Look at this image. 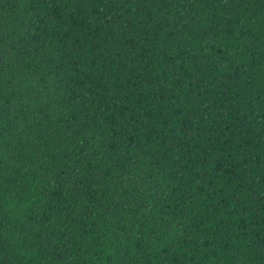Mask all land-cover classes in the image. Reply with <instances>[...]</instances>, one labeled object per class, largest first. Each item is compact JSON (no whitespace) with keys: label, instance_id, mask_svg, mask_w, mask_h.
Instances as JSON below:
<instances>
[{"label":"trees","instance_id":"obj_1","mask_svg":"<svg viewBox=\"0 0 264 264\" xmlns=\"http://www.w3.org/2000/svg\"><path fill=\"white\" fill-rule=\"evenodd\" d=\"M0 264H264V0H0Z\"/></svg>","mask_w":264,"mask_h":264}]
</instances>
